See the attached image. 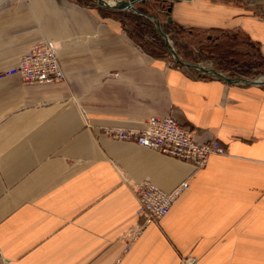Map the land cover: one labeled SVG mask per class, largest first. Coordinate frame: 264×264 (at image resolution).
<instances>
[{"label":"crops","instance_id":"obj_1","mask_svg":"<svg viewBox=\"0 0 264 264\" xmlns=\"http://www.w3.org/2000/svg\"><path fill=\"white\" fill-rule=\"evenodd\" d=\"M171 15L238 26L264 52V0H180ZM43 39L62 42L64 81L0 77V264H264V82L155 59L76 0H0V73ZM154 115L228 153L198 167L106 134ZM144 179L190 185L130 241Z\"/></svg>","mask_w":264,"mask_h":264},{"label":"built area","instance_id":"obj_2","mask_svg":"<svg viewBox=\"0 0 264 264\" xmlns=\"http://www.w3.org/2000/svg\"><path fill=\"white\" fill-rule=\"evenodd\" d=\"M61 49V41L40 40L20 57L16 66L0 73V77L17 74L26 83L64 81L66 74L59 60ZM106 134L113 142L135 141L173 158L191 160L198 167H204L214 154L228 153L219 141H196L192 129L180 124L172 115L151 116L147 127L143 129L112 127L106 130ZM132 185L139 198L138 214L143 221L133 226L126 234L130 241H134L148 224L159 222L167 215L190 184L185 180L172 190H164L150 179H144ZM129 250L130 245L126 251Z\"/></svg>","mask_w":264,"mask_h":264},{"label":"trees","instance_id":"obj_3","mask_svg":"<svg viewBox=\"0 0 264 264\" xmlns=\"http://www.w3.org/2000/svg\"><path fill=\"white\" fill-rule=\"evenodd\" d=\"M76 1L96 8L103 17L118 21L129 38L155 59L166 62L173 60L175 65L183 66L185 60L197 61L196 57L188 53L190 48L196 46L200 53L212 59L216 70L220 72L229 75L238 74L248 78H254L258 74L264 75V52L261 49V43L252 39L238 26L186 27L175 20L169 21L168 7L164 8L163 0L134 2V7L144 15H154L162 22L167 21L174 28V47L178 56L176 57L170 44L151 19L131 10L103 7L93 0ZM176 7L181 10L182 5L178 3ZM200 76L210 77L208 74Z\"/></svg>","mask_w":264,"mask_h":264},{"label":"rangeland","instance_id":"obj_4","mask_svg":"<svg viewBox=\"0 0 264 264\" xmlns=\"http://www.w3.org/2000/svg\"><path fill=\"white\" fill-rule=\"evenodd\" d=\"M96 4H98V0H93ZM176 2H172V1H164V8L165 7H169L170 5H172V7H173V5L175 4ZM100 5V4H99ZM90 6V5H89ZM104 7V6H103ZM125 10H131V9H125ZM131 11H133V10H131ZM134 12V11H133ZM134 13H137V14H140V15H142V16H144L145 18H149V19H151L152 21H154V23H155V25H156V27H157V29H158V31H159V29H161L162 31H164L167 35H168V39H169V43H170V45L173 47V49H174V51H175V53H177L176 52V49H175V47H174V38H173V36H174V28L167 22V21H164V22H162V21H160L157 17H155L154 15H151V14H148V15H144L142 12H134ZM125 31V30H124ZM160 32V31H159ZM161 33V32H160ZM188 53H191L192 55H193V57H196L197 58V61H195V62H191V61H184V62H186V63H188V64H193V65H197V66H199V67H201V68H205V69H207L208 70V75L209 74H211V75H214L213 73H212V70L213 69H215V66H214V64H213V61H212V59L209 57V56H207V55H205V54H202V53H200V50H199V48L198 47H196V46H194V47H192V48H190V50H189V52ZM179 58L181 59V57L179 56ZM175 59H177L176 57H175ZM182 60V59H181ZM172 62V64H174V61L172 60L171 61ZM224 73V72H223ZM225 74H227V73H225ZM227 75H229V74H227ZM236 75H238V74H236ZM250 79H256V80H264V75H260V74H258L257 76H255L254 78L253 77H251Z\"/></svg>","mask_w":264,"mask_h":264},{"label":"water","instance_id":"obj_5","mask_svg":"<svg viewBox=\"0 0 264 264\" xmlns=\"http://www.w3.org/2000/svg\"><path fill=\"white\" fill-rule=\"evenodd\" d=\"M124 1H125L126 4L125 5H120V6H110V5L105 4L102 0H98V4H100L101 6H104V7L112 8V9H122V10L131 9L134 12H139L134 7V2H136L137 0H124ZM172 9H173V7H172V5H170L168 7V11H167V13L169 15V21H172L173 20V17L171 15ZM159 31L161 32V34L163 35V37L166 39V41L169 43L168 35L164 31H162L161 29H159ZM170 47H171L173 53L176 55L173 47L171 45H170ZM176 57H178V56L176 55ZM213 73L216 74L219 77H224L227 81H232L231 78L226 77L225 75H223L222 72H219L216 69H213ZM242 79H246V78H242ZM253 82L254 83H260V82H264V80H256V79H254Z\"/></svg>","mask_w":264,"mask_h":264},{"label":"bare ground","instance_id":"obj_6","mask_svg":"<svg viewBox=\"0 0 264 264\" xmlns=\"http://www.w3.org/2000/svg\"><path fill=\"white\" fill-rule=\"evenodd\" d=\"M105 4H107V5H110V6H120V5H125L126 3H125V1L124 0H102ZM186 7H190L191 8V6L189 5V6H187L186 5ZM188 9V8H187ZM214 9H217V8H214ZM221 10H226V9H221ZM206 12H209V11H207L206 10ZM190 13V12H189ZM192 13V12H191ZM205 13V12H204ZM209 13H211V11L209 12ZM212 13H215V12H212ZM220 13V12H219ZM219 13H217L216 12V14H219ZM223 13V12H222ZM196 15V14H195Z\"/></svg>","mask_w":264,"mask_h":264}]
</instances>
